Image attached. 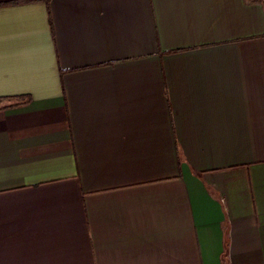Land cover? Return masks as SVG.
<instances>
[{"label": "crops", "instance_id": "obj_1", "mask_svg": "<svg viewBox=\"0 0 264 264\" xmlns=\"http://www.w3.org/2000/svg\"><path fill=\"white\" fill-rule=\"evenodd\" d=\"M0 0V264H264V0Z\"/></svg>", "mask_w": 264, "mask_h": 264}, {"label": "trees", "instance_id": "obj_2", "mask_svg": "<svg viewBox=\"0 0 264 264\" xmlns=\"http://www.w3.org/2000/svg\"><path fill=\"white\" fill-rule=\"evenodd\" d=\"M36 1V0H35ZM46 2H47V4H49V2H48V0H46ZM2 4L0 3V6H1ZM2 98H0V100H1Z\"/></svg>", "mask_w": 264, "mask_h": 264}]
</instances>
